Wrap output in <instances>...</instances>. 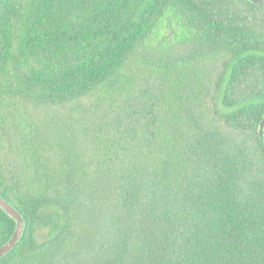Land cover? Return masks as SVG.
Here are the masks:
<instances>
[{
  "label": "trees",
  "instance_id": "1",
  "mask_svg": "<svg viewBox=\"0 0 264 264\" xmlns=\"http://www.w3.org/2000/svg\"><path fill=\"white\" fill-rule=\"evenodd\" d=\"M168 11L196 76L143 62ZM263 115L264 5L2 0L0 264H264Z\"/></svg>",
  "mask_w": 264,
  "mask_h": 264
},
{
  "label": "rangeland",
  "instance_id": "2",
  "mask_svg": "<svg viewBox=\"0 0 264 264\" xmlns=\"http://www.w3.org/2000/svg\"><path fill=\"white\" fill-rule=\"evenodd\" d=\"M193 34L179 14L173 11L166 12L146 43V50H143L141 56L143 62L147 60L154 64L171 60L174 62L171 65L172 72H178L186 79L196 76L200 72L198 65L180 61V56L175 50L176 44L189 39ZM3 110L7 115L9 113L14 115L10 118L14 122L13 125L17 126L20 137L27 138L31 128L27 122L29 109L18 97H13L9 90L4 96Z\"/></svg>",
  "mask_w": 264,
  "mask_h": 264
},
{
  "label": "water",
  "instance_id": "3",
  "mask_svg": "<svg viewBox=\"0 0 264 264\" xmlns=\"http://www.w3.org/2000/svg\"><path fill=\"white\" fill-rule=\"evenodd\" d=\"M0 0V4H1ZM254 4L264 5V0H248ZM259 136L264 140V115L258 127ZM0 208L15 220V229L10 238L0 246V258L12 250L19 242L24 232V219L20 211L0 195Z\"/></svg>",
  "mask_w": 264,
  "mask_h": 264
}]
</instances>
